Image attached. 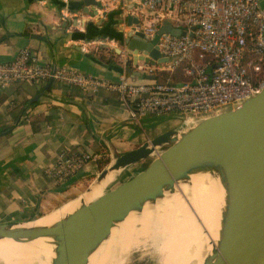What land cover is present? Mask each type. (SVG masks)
<instances>
[{
	"label": "water",
	"instance_id": "water-1",
	"mask_svg": "<svg viewBox=\"0 0 264 264\" xmlns=\"http://www.w3.org/2000/svg\"><path fill=\"white\" fill-rule=\"evenodd\" d=\"M82 5V15L96 21L94 24L78 22V28L86 24L85 32L77 34L79 40L84 43L99 41L101 49L107 47L106 40L118 41L128 51L139 54V60L148 65L166 63L156 48L160 35L184 36L168 22L152 40L132 31L108 35L107 28L112 30L117 24L116 20L111 21L114 16L121 14L120 26L125 24L132 28L139 24L134 17L122 16L123 11H130L134 6L122 1L117 11L108 14L109 23L102 27L107 14L102 0H82ZM103 66L119 75L123 73V68ZM124 75L131 85L156 80L155 75L133 70H127ZM51 84H47L45 93H49ZM38 98L39 95L33 102ZM71 104L80 106L74 101ZM166 118L175 119L172 116L156 121ZM147 160L150 162L146 167L132 178L104 191L91 202L80 201L72 213L49 227H21L37 219L0 224V240L28 243L50 238L55 247L51 264H86L89 255L129 214L140 212L145 204L172 191L190 175L207 173L217 178L224 188L225 207L218 240L209 248L203 264H264V86L258 95L243 103L212 115L189 119L112 159L94 176L82 196L108 175L114 174L113 183L127 169ZM78 199L83 200L80 196Z\"/></svg>",
	"mask_w": 264,
	"mask_h": 264
},
{
	"label": "crops",
	"instance_id": "crops-1",
	"mask_svg": "<svg viewBox=\"0 0 264 264\" xmlns=\"http://www.w3.org/2000/svg\"><path fill=\"white\" fill-rule=\"evenodd\" d=\"M112 1L102 0L107 13L102 27L109 23L108 14L117 11ZM82 9V0H0V63H10L28 49L45 66L116 82L131 70L123 68L118 54L125 46L106 40L107 47L101 49L99 41L79 40L84 26L96 21L83 16ZM119 19L121 14L111 19L117 24L106 34L120 33ZM79 21L86 24L78 28ZM103 65L123 68V73ZM46 86L21 83L0 89V224L30 222L53 213L99 173L98 162L54 185L44 169L53 166L61 151L98 154L111 161L178 125L163 129L167 118L131 120L128 107L113 91L100 89L89 95L51 84L45 93Z\"/></svg>",
	"mask_w": 264,
	"mask_h": 264
},
{
	"label": "built area",
	"instance_id": "built-area-1",
	"mask_svg": "<svg viewBox=\"0 0 264 264\" xmlns=\"http://www.w3.org/2000/svg\"><path fill=\"white\" fill-rule=\"evenodd\" d=\"M133 9L123 11L138 20L137 26H120L123 33H142L152 40L168 22L184 36L162 34L156 48L164 64L148 65L126 47L119 50L123 68L155 75L156 80L137 85L125 75L116 82L100 80L68 69L41 64L23 49L7 64L0 63V89L21 83L59 84L96 95L113 91L128 107L131 120L172 117L177 124L212 115L258 95L264 86V6L261 0H129ZM121 5V0H113ZM182 74L184 82L158 80L157 73ZM98 154L73 155L61 151L44 174L61 185L94 168ZM98 174V173H97Z\"/></svg>",
	"mask_w": 264,
	"mask_h": 264
},
{
	"label": "bare ground",
	"instance_id": "bare-ground-1",
	"mask_svg": "<svg viewBox=\"0 0 264 264\" xmlns=\"http://www.w3.org/2000/svg\"><path fill=\"white\" fill-rule=\"evenodd\" d=\"M113 179L114 174L108 175L93 185L86 196L81 194L83 200L79 197L70 200L53 213L21 227L53 225L72 213L80 201L99 198ZM224 207L225 190L219 180L207 173L192 174L172 191L164 192L161 198L145 204L140 212L129 214L115 225L109 237L89 255L86 264H126L130 253L146 244L156 250L158 264H203L209 248L218 240ZM54 248L50 238L28 243L3 239L0 264H51Z\"/></svg>",
	"mask_w": 264,
	"mask_h": 264
},
{
	"label": "rangeland",
	"instance_id": "rangeland-1",
	"mask_svg": "<svg viewBox=\"0 0 264 264\" xmlns=\"http://www.w3.org/2000/svg\"><path fill=\"white\" fill-rule=\"evenodd\" d=\"M261 4H262V6H264V0H261ZM176 123H177L176 121H174V120L171 121L170 120L168 122L163 123L164 125H163L162 128L163 129H168L171 126L175 125ZM149 162L150 161L147 160L145 162H141L139 164H136L135 166H132L131 168H129L128 171H125L123 174H121V176H119L118 178H116V180L113 183L109 184V186L106 187V190L105 191L110 190V189H113L117 185H119V184H121V183L129 180L134 175H136L139 171H141L142 169H144V167H146V165ZM87 180L88 181L85 182L79 188V191L78 192H80V193L78 195H76L73 199H76L77 197L81 196V194H83L88 189V187L90 186V184L94 180V177H90ZM215 241H216V239H215ZM126 264H158V257H157L156 250L154 249L153 246H151L149 244H146V246H144V247H139V248L133 250L130 253L129 258H128Z\"/></svg>",
	"mask_w": 264,
	"mask_h": 264
},
{
	"label": "trees",
	"instance_id": "trees-1",
	"mask_svg": "<svg viewBox=\"0 0 264 264\" xmlns=\"http://www.w3.org/2000/svg\"><path fill=\"white\" fill-rule=\"evenodd\" d=\"M171 79L173 82H184L185 79L182 77V74L177 73L174 76H170L168 73L162 72L157 73V79L158 80H166ZM109 159L107 157H102V159L99 161L98 168L101 170L104 166H106L109 163ZM145 168V167H144Z\"/></svg>",
	"mask_w": 264,
	"mask_h": 264
}]
</instances>
